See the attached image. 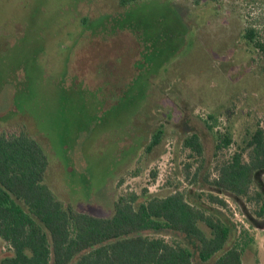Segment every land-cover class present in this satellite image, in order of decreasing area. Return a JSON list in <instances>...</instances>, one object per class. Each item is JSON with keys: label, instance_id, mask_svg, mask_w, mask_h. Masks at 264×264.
<instances>
[{"label": "rangeland", "instance_id": "rangeland-1", "mask_svg": "<svg viewBox=\"0 0 264 264\" xmlns=\"http://www.w3.org/2000/svg\"><path fill=\"white\" fill-rule=\"evenodd\" d=\"M128 1L0 0V133H29L48 154L51 190L100 218L121 196L210 193L192 185L190 134L201 135L203 173L214 178L264 129V52L244 36L252 26L264 41V0ZM210 116L235 143L216 156ZM221 197L227 207L203 203L236 225L240 241L253 240L243 264H264V229L244 214L262 222L258 205ZM9 255L0 240V260Z\"/></svg>", "mask_w": 264, "mask_h": 264}, {"label": "trees", "instance_id": "trees-1", "mask_svg": "<svg viewBox=\"0 0 264 264\" xmlns=\"http://www.w3.org/2000/svg\"><path fill=\"white\" fill-rule=\"evenodd\" d=\"M130 2L122 0L123 6ZM255 29L246 27L245 39L264 52ZM208 119L204 123L214 134L216 156L235 143L232 133L215 131L216 118ZM163 136L160 128L148 149L158 146ZM183 146L199 163L192 185L210 184V193L200 195L204 190L194 186L162 198L121 196L114 215L100 218L67 206L51 190L45 182L48 154L29 133H0V240L11 253L0 264H243L253 240L240 241L236 225L208 205L227 207L221 195L247 198L264 218V129L258 126L218 164L214 178L203 173L207 163L201 135L190 134ZM193 166L186 163L188 176ZM244 214L253 227L264 229V220ZM169 234L179 239L168 241Z\"/></svg>", "mask_w": 264, "mask_h": 264}]
</instances>
